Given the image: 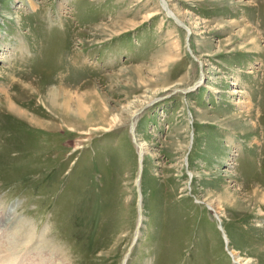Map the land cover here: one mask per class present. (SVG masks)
Wrapping results in <instances>:
<instances>
[{"label": "rangeland", "instance_id": "374dc122", "mask_svg": "<svg viewBox=\"0 0 264 264\" xmlns=\"http://www.w3.org/2000/svg\"><path fill=\"white\" fill-rule=\"evenodd\" d=\"M165 2L0 0V227L53 260L264 264V0Z\"/></svg>", "mask_w": 264, "mask_h": 264}, {"label": "bare ground", "instance_id": "6f19581e", "mask_svg": "<svg viewBox=\"0 0 264 264\" xmlns=\"http://www.w3.org/2000/svg\"><path fill=\"white\" fill-rule=\"evenodd\" d=\"M31 4H32L31 5L32 7H35L34 3H31ZM164 4L166 5V2L164 3V0H163V6ZM52 94H53L52 99H51L52 106L56 110L57 108L61 109L63 112H60V114H62V116L65 115L64 117L66 119H69L68 110L70 109V104L73 101L71 100L72 96L68 92L62 93V91L60 90ZM5 96L7 98L5 102L6 108L10 112L17 114L19 116H24V117L27 115L24 109L19 108L17 105L14 104L12 100H10V95L8 92H5ZM76 97L78 98L76 102H77V107H78L77 108L78 109L77 110V113H78L77 122H79V124H82V125L88 124L92 122L94 119H96V117L101 118L104 116L102 111L96 110L91 114L86 112L84 102L80 99L81 97L79 95H76ZM143 104L144 105L146 104L145 100H143L139 106L134 107V110L131 111L130 116L137 114L138 111H140V108L142 107L141 105ZM137 117H138V114L134 116L135 119ZM122 121L123 119H121L119 116H114L111 124H109L108 127H102V129L108 131L114 127H117V125H120ZM134 124L136 125L135 120L133 122V128L135 129ZM134 142H136L135 146L139 153V157H141V160L144 161L145 154L147 153V150H148L146 146L147 145L146 142L137 140L136 137H135ZM140 171L142 172V165L140 167ZM256 199L258 202L261 201L264 204V192L257 191ZM222 202H223L222 200H219V204H221ZM227 204H229V206H236L238 202L237 201H233V202L227 201ZM211 206L214 207V204H211ZM215 207H216L217 214L219 215L220 219H222V215H223L221 211L222 209L217 206ZM1 209L2 208H0V214L2 211ZM141 222L142 221L140 218L138 229L141 226ZM0 230H3V229H1L0 227ZM138 233L139 232L137 230L136 234L138 235ZM47 236L48 235L46 232H43V233L37 232L36 229L33 231L32 228H27L26 226H23L22 224H20V226L16 228L15 230L11 229V231H7V229L5 228V231L3 230V233L0 235V264H63L62 261H60V259L59 260L55 259L56 261L53 260L54 258L57 257V255L53 253L54 251L51 249V247L47 246V243H48ZM128 259H129V256L127 258L125 257L122 264H127Z\"/></svg>", "mask_w": 264, "mask_h": 264}, {"label": "water", "instance_id": "95a60500", "mask_svg": "<svg viewBox=\"0 0 264 264\" xmlns=\"http://www.w3.org/2000/svg\"><path fill=\"white\" fill-rule=\"evenodd\" d=\"M181 24V23H180ZM181 26H183V27H186V25H181ZM189 35H190V33H189ZM189 49H190V47H189ZM191 50V49H190ZM141 174H142V172L140 171V174H139V177H138V183L140 182V179H141ZM138 187L140 188V186H139V184H138ZM140 199H141V195H140ZM141 215V214H140ZM142 219V218H141Z\"/></svg>", "mask_w": 264, "mask_h": 264}]
</instances>
